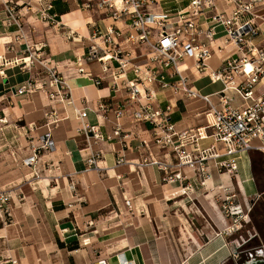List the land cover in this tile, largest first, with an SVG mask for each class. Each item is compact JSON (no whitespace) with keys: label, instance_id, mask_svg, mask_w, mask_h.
Here are the masks:
<instances>
[{"label":"crops","instance_id":"1","mask_svg":"<svg viewBox=\"0 0 264 264\" xmlns=\"http://www.w3.org/2000/svg\"><path fill=\"white\" fill-rule=\"evenodd\" d=\"M51 2V11L58 15L57 20L64 23L65 27L43 23L28 13L23 16L24 36L17 38L14 36L15 26H3L0 6V112L4 115L3 120L14 119L28 127L29 144L36 143L50 127L51 139L55 143L51 150L45 151L38 158L35 167L50 177V197L46 205L55 220L56 247L51 251L48 249V241L42 238V229L35 228L38 220L29 209L24 217L23 241L19 246L9 249L16 264H92L102 257L106 258L108 264H121L123 260L130 264H225L234 248V242L238 240L236 230H230L236 225L234 215L237 213L224 214L214 199L205 198L212 210L209 213L205 206L203 208V199H200V215L206 224L201 223L196 231H188L182 224L176 229L175 220L181 221V216L186 220V215L177 213L175 205L182 200V189L191 186L193 181L187 175L182 181L164 182L163 172L157 165H138L144 152L138 148V144L141 138H148V124H138L130 117H125L122 125L125 131L130 132L125 138L129 147L118 137L99 141L92 146V149L102 150V155L97 159L98 166L86 169L85 160L91 150L86 146L84 135L78 134L77 128L84 122L97 125L103 135H112L115 124L113 113H108L103 118L92 110L81 121L71 106L64 108L56 105V112L50 117L51 123L46 125L44 114L51 106L45 94L39 91L31 94L15 93L16 88L35 77V69H23L15 61L23 57L27 45L45 43V52L56 62L72 88L75 107L85 104L83 98L94 108L100 98L104 102L116 104L123 102L128 95L125 88L115 93L109 88L107 83L111 77L108 72L102 71L101 63L96 60H82L88 74H76L74 69L67 67V63L74 61L76 57L86 56L93 40L94 28L104 30L110 24L124 26L125 22L112 20L108 16L100 17L101 13L98 11L77 8L76 0ZM188 2L189 0H183L172 9L185 7ZM223 8L225 5L222 0H217V9ZM160 9L163 8L155 7L153 11ZM255 10L259 34L253 39V43L264 49V0L257 3ZM200 22L203 28L210 25L204 14L203 17L200 16ZM63 29H71L72 37L67 39L62 35ZM215 32L212 44L214 54L207 62L206 71L198 73L191 67L192 72H187L192 87L201 95L213 94L222 88L220 82L210 80L209 74L219 68L226 55H242V51L233 44L224 43L225 32L222 25L217 24ZM95 40L99 42V39ZM137 58L144 61V56ZM185 63L191 65L192 60L187 59ZM96 76L105 77L101 86L94 84L93 78ZM132 76V72L127 71L122 77L130 79ZM168 97L167 91L158 92L163 106ZM186 100H189L188 103L178 100L173 107L171 121L176 130L193 126L198 128L205 124V102L200 98ZM199 102L201 105L198 106ZM63 111H66V115ZM210 143V138L201 139L199 146H209ZM185 148L196 150L192 144H187ZM151 150L155 160L169 162L173 164L171 168L176 169L175 153L155 146ZM253 154L254 151H249L237 160L235 178L244 201L248 196L260 198V194H264V190L258 189L252 170ZM45 162L48 164L45 165ZM187 171L184 167L183 172L187 174ZM228 174L211 171V177L215 178ZM205 184V187H209L208 179ZM178 197L180 200H177ZM262 199L264 201V197ZM253 230L252 235H257L256 227ZM32 232L37 233L39 238L34 242L26 241ZM72 243L75 244L74 247H71ZM259 260L264 261V258L252 259L247 264H258Z\"/></svg>","mask_w":264,"mask_h":264},{"label":"built area","instance_id":"2","mask_svg":"<svg viewBox=\"0 0 264 264\" xmlns=\"http://www.w3.org/2000/svg\"><path fill=\"white\" fill-rule=\"evenodd\" d=\"M112 18L123 20L124 26L110 24L104 30L94 28L92 43L84 58L76 57L68 62L67 67L74 69L76 74H88L82 60H96L101 63L102 71L108 72L111 79L108 86L117 92L121 88L128 90L123 102L112 104L101 98L96 107L91 108L86 98L82 107L74 106L72 88L59 70L56 62L45 52L46 44L27 45L23 57L15 61L26 70L35 69V77L15 89L17 94L43 92L50 101L51 109L45 112L46 125L51 123L50 117L56 109L51 103H59L64 108L71 106L81 121L88 111H95L106 118L113 113L115 118L112 135H103L97 125L82 122L77 128L78 134L84 135L86 146L90 148L85 160L86 169L97 167V159L102 155L100 148L92 149L99 141L118 139L127 147L125 138L130 132L123 128L122 120L130 117L133 122L149 125L148 138L139 140L138 148L143 156L139 166L157 165L163 172L164 182L182 181L187 175L181 166L199 162L203 165L205 152L215 160L218 169L237 173V160L249 151L264 152V49L255 46L253 39L259 34L256 23V5L260 0H222L225 8L217 9V0H189L185 7L171 9L161 7L167 0H87L82 6ZM174 2L183 0H173ZM1 22L9 28L15 26L14 36L23 37V16L31 12L35 19L52 25L65 27L57 20L58 15L52 12L51 0H0ZM163 8L153 11V8ZM88 10V9H87ZM210 23L203 28L200 16ZM224 27V43H231L242 55H226L216 70L210 72L212 82H220L222 88L213 94L201 95L191 85L188 71L193 67L198 73L205 72L208 60L214 54L213 41L216 37L215 26ZM67 39L73 32L61 31ZM99 39V42L95 40ZM10 42V41H9ZM137 49L140 52L137 53ZM144 56V61L134 63L132 60ZM108 57V58H106ZM187 59L192 64L185 63ZM185 64V67H182ZM251 68L247 69L246 65ZM127 71L132 78L126 79ZM104 76H96L93 82L101 86ZM169 93L163 106L158 92ZM202 99L207 109L205 124L193 129L176 130L171 121L173 107L178 100ZM66 115V111H63ZM66 117V116H65ZM190 132V133H189ZM195 143L199 151V140L211 138L209 146L202 150L203 155L192 159V152L187 150L188 139ZM55 143L51 139L50 127L31 144V154L26 157L25 164L34 168L38 154L51 150ZM152 146L158 149H169L175 153V162L157 161L153 158ZM208 157V156H207ZM224 158V159H223ZM121 159L118 161L120 162ZM203 171V166L197 167ZM10 195L0 193V212L7 219L10 216L8 207ZM129 204V201L126 200ZM236 242L232 257L240 258V253L252 254L257 248L264 252V245L240 250ZM92 264H108L106 258L95 260ZM121 264H130L123 260Z\"/></svg>","mask_w":264,"mask_h":264},{"label":"rangeland","instance_id":"3","mask_svg":"<svg viewBox=\"0 0 264 264\" xmlns=\"http://www.w3.org/2000/svg\"><path fill=\"white\" fill-rule=\"evenodd\" d=\"M76 2L78 3V6L76 5L77 8L91 11L93 1H90L91 6L88 8L82 6L87 0H76ZM181 3L182 1L174 2L173 0H167L165 4H162V7L171 9L170 13H174L176 10L172 8L179 6ZM100 17L107 16L105 14H100ZM137 50L140 52L139 49ZM139 59L140 58H136L132 61L134 63L143 62V60L139 61ZM180 101L183 103L182 100ZM188 101L189 100H184V103H188ZM56 105L62 107L59 103H53L55 109L57 108ZM199 105H201L200 102L198 103V106ZM204 109H207V106H205ZM198 110L201 109L198 108ZM3 117L4 115L0 112V193L5 192L10 195L7 205L11 214L7 219L4 215H1L0 212V264H16L17 261L11 256L9 249L19 246L21 240L23 241L22 230L25 224L24 217L27 211L32 210V214H35V218L38 220V225L35 228L42 229V238L47 239L49 245L48 249L50 251L56 247L55 241L57 240V233L54 226V217L51 215L52 213L47 210L46 205L50 197L48 190L50 187V177L46 176L40 169L36 167L32 168L25 164V159L30 155H28V152L31 150V144L28 143L30 139L27 136L28 127H24L20 121L17 122L14 119L4 121ZM185 129H193L191 132L193 133L196 127L193 126ZM193 139L194 142H192L191 139L186 140L187 144L194 145L195 138ZM206 147L207 146L202 147L200 145L199 151L189 150L192 152V159L203 155L202 150ZM194 148L196 147L194 146ZM253 151L254 154L251 158L252 170L255 173L257 187L261 191L264 190V152ZM43 153L38 154V158ZM204 154L206 155V159L202 161L203 165H200L199 162H191L181 166V168L185 167L188 170L186 175H189V180L193 182L191 186L182 189L184 192L180 196L182 200L175 205V211L177 213L180 215L181 213H185L186 215V220L182 216L181 221H179V219L175 220L176 229L182 224L185 225L188 231H196L201 223L205 225L206 221L200 215L202 207L200 206L199 200L203 199V208L205 206L210 213L212 210L210 205L206 204L207 201L205 198H208V200L214 199L219 209L224 214L237 213L234 215L237 219L235 222L236 225H233L230 229L231 231L236 230L237 232L236 239L238 240L234 242V246L236 242L241 245L239 248L240 250L261 246L264 244V201L262 199L264 194H260L262 196L260 198L248 196L245 199L246 201H244L233 174L229 173L227 175L228 177L225 175L222 178L211 177V171L213 170H216L217 173L226 172V170L216 167L215 160L209 156L210 153L208 151ZM44 164L47 165L48 163L45 162ZM202 166L203 171L197 169V167L201 168ZM207 179L210 182L209 187H205V181ZM180 198L178 197L177 200H180ZM255 199L256 201H254ZM251 220L253 223H251ZM170 223L173 224L172 222ZM254 227L257 229V235L253 236L252 234L255 231L253 230ZM36 235L37 233L32 232V235L26 238V241H36L39 238ZM232 252L233 250L231 254ZM262 258H264V252H262L260 248H257L251 255L247 252L240 253L239 259L230 255L225 264H247L248 261L252 259L258 260Z\"/></svg>","mask_w":264,"mask_h":264},{"label":"bare ground","instance_id":"4","mask_svg":"<svg viewBox=\"0 0 264 264\" xmlns=\"http://www.w3.org/2000/svg\"><path fill=\"white\" fill-rule=\"evenodd\" d=\"M106 58H108V57H106ZM248 67H249V68H248ZM246 68H247V69H250V68H251V65H250V64H247V65H246Z\"/></svg>","mask_w":264,"mask_h":264},{"label":"flooded vegetation","instance_id":"5","mask_svg":"<svg viewBox=\"0 0 264 264\" xmlns=\"http://www.w3.org/2000/svg\"><path fill=\"white\" fill-rule=\"evenodd\" d=\"M258 264H264V261L263 260H259Z\"/></svg>","mask_w":264,"mask_h":264},{"label":"trees","instance_id":"6","mask_svg":"<svg viewBox=\"0 0 264 264\" xmlns=\"http://www.w3.org/2000/svg\"><path fill=\"white\" fill-rule=\"evenodd\" d=\"M69 246H70V245H69ZM74 246H75V244L72 243L71 247H74Z\"/></svg>","mask_w":264,"mask_h":264}]
</instances>
